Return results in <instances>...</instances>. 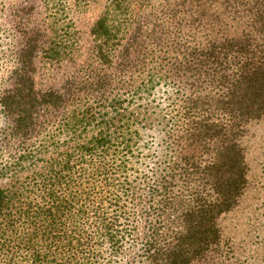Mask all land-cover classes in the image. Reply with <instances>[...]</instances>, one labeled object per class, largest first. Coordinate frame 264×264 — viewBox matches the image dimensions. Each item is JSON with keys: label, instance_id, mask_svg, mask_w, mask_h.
Wrapping results in <instances>:
<instances>
[{"label": "trees", "instance_id": "obj_1", "mask_svg": "<svg viewBox=\"0 0 264 264\" xmlns=\"http://www.w3.org/2000/svg\"><path fill=\"white\" fill-rule=\"evenodd\" d=\"M133 1L111 0L93 25L95 57L103 65L113 62L117 51L123 60L136 50L148 53L139 56L151 67L138 73L145 75L137 77L142 83L136 93H149L156 88V80L174 82L162 116L172 126L163 138L165 152L157 166L158 174L148 185L150 198L157 199L153 215L161 218L183 196L190 200L181 212L183 230L174 236L171 249H163L157 236L160 225L154 226L137 264H201L220 245L219 219L238 209L248 190L264 175V167L253 169L247 161V147L242 141L248 126L264 121V0H233L243 12L238 10L230 20H206L208 25L214 23L208 29L220 28L215 30L216 36L195 50L172 43L170 47L179 54L186 52L172 62L169 48L163 49L161 44L160 49L154 48L153 37L149 44L143 40L147 45L138 49L143 43L138 33L139 15L131 14ZM136 1L147 5L151 0ZM213 5L214 0H164L161 10L170 20L169 36L186 19L199 28ZM116 13L130 15L121 23L112 17ZM127 22L134 29L132 38L137 39L135 49L131 37L122 44ZM30 40L34 44L39 39L32 35ZM168 40L171 43L172 37ZM76 43L69 40L70 47ZM35 47L27 51L28 56H34ZM30 81L0 95V114L8 124L0 126L5 127L0 140L6 136L9 143L19 141L15 155L0 164V180L10 182L0 187V264H97L98 255L93 250L98 248L93 249L90 234L72 227L70 220L92 213L99 248L107 245L113 252L121 249V238L130 235L135 226L120 228L117 218L122 213L117 210L108 219L103 205L108 202L119 207L120 191H130L127 177L122 175L130 165L127 152L134 148L139 131L122 126L125 118L129 119V115L119 113L124 100L104 92L86 100L70 95L69 105L66 94L36 90ZM62 107L67 108L59 129L36 142L42 124L50 121L41 117L47 112L55 115ZM114 113L120 115L122 127L116 132L121 137L112 130L117 125ZM260 125L264 127V123ZM90 128H95L92 135L74 146L79 161L74 162L71 151L63 159L43 160L49 148L59 146L60 135L68 132L76 138ZM261 152L264 155V139Z\"/></svg>", "mask_w": 264, "mask_h": 264}, {"label": "rangeland", "instance_id": "obj_2", "mask_svg": "<svg viewBox=\"0 0 264 264\" xmlns=\"http://www.w3.org/2000/svg\"><path fill=\"white\" fill-rule=\"evenodd\" d=\"M163 1L151 0L145 5L134 0L131 3V14L139 15L141 29L138 33H140L141 43L147 40L149 44V40L153 37L154 48H169V62L177 57L183 58L186 53L179 54L174 46L170 47L172 43L177 44V48L184 46L185 49L188 45L189 50H195L201 47L202 43L211 40L212 36H216L215 30L220 28L208 29L214 23L208 25L209 22L206 20L216 21L218 17L230 20L238 10L242 11L233 0H214V5L208 9L210 14L206 17L204 24L195 29L197 25L186 19L183 24L173 29L170 43L167 26L170 20L161 10ZM110 3L111 0H0V95L6 90L14 91L31 79L30 82L34 84L36 90H58L66 94L67 99L71 95L70 97L75 96L76 99L86 100L90 97L94 98L96 93L101 95L104 92L108 97L116 98L118 101L124 100L125 106L119 108V113L122 116L129 115V119L126 117V123L122 126L125 129L131 127L132 130L139 131L134 138V148L127 152L130 165L122 175L123 179L127 177L125 183L130 191L128 190L127 194H125L126 191H120L119 194L122 197L120 208L116 207L117 205L110 206L108 202L103 207L108 219L112 218L117 210L120 211L122 214L117 218V226L120 228L126 225L135 226L134 230L129 231L130 235H124L121 238V249L113 252L107 245L99 248L100 245L95 242L98 234L95 215L92 213L85 218H73L70 224L81 232L86 231L90 234L87 236L89 235L88 237L92 239L91 243L95 244L93 249L98 248L93 250L98 255L97 264H137L138 260L143 258L141 253L144 243L150 237L152 232L150 229L154 226L160 225V229L157 228V236L160 237L159 241L164 246L163 249H171L174 236L178 231L183 230L181 212L188 207L190 200L187 196H183L161 218L159 215H153L154 208L157 207L154 201L157 199L150 198L148 185L149 180L158 174L157 166L165 152L163 138L172 126L170 123L168 125L162 116L166 112L167 97L172 94L174 82L156 80V88H152L149 93H136L137 87L142 83L137 77L145 75V73H138L141 70L148 71L147 66L151 67L143 62L144 60L139 59V56H145L148 53L140 54L141 51L138 53L139 51L136 50L133 55L123 60L117 51L113 55L114 61L103 65L96 59L95 41L91 29L99 17L106 12ZM159 14L162 19H159ZM128 16L116 13V17H112L122 23L123 20L126 22ZM192 17L197 20L194 14ZM164 20L165 22H162ZM126 26L127 33L122 44L128 43L134 34L131 33L134 29L128 26V22ZM163 26H165L164 29ZM223 28L226 27L223 26ZM32 35L39 39L34 44L30 40ZM146 35L147 39H145ZM69 40L72 43L77 42L76 45L70 47ZM132 41L134 42L132 49H135L137 39L132 38ZM34 45H36V53L34 56H28L27 51ZM145 45L147 43L144 41L137 47L142 49ZM51 48L57 50L55 54L51 53ZM20 53H22L21 57ZM136 54L138 56H134ZM105 82L108 83L103 85ZM71 100L70 98L69 105ZM66 108L62 107L55 112V115L47 112L41 117V120L46 121L48 117L50 121L42 124L38 138H35L36 142L48 133L50 135V131L59 129ZM119 116L113 114L117 125L112 130L115 136L121 137L120 133L116 132L122 127V123L118 120ZM3 123L7 124V121L0 114V126ZM263 123L264 121L254 124L253 127L248 126L242 138L247 147V161L251 163L253 169L259 166V169L264 167L262 166L264 155L261 152L264 127L260 125ZM4 128L2 126L0 132ZM94 130L95 128H90L83 131L76 138L68 132L63 133L59 137V146L49 148L43 155V160L51 161L54 157L63 159L65 154L71 151L74 154V162L79 161V155L74 153V146L77 142H83L90 137ZM0 141H3L0 143L1 164L9 161L12 153L13 156L15 155L19 141L9 143L6 136ZM261 176L262 178L248 190L238 209L219 219V226L222 229L220 245L210 251L207 259L201 264H264V175L261 174ZM194 183L193 179L191 184ZM9 184L10 182L0 180V187H6ZM249 194L251 195L247 197ZM96 241L99 242L98 239Z\"/></svg>", "mask_w": 264, "mask_h": 264}]
</instances>
